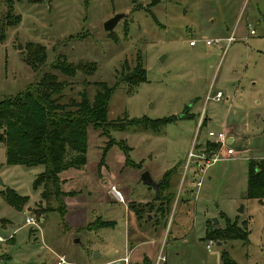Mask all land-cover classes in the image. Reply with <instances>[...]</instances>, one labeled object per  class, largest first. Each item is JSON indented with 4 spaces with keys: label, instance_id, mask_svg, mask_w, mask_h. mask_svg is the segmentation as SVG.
I'll return each instance as SVG.
<instances>
[{
    "label": "rangeland",
    "instance_id": "1",
    "mask_svg": "<svg viewBox=\"0 0 264 264\" xmlns=\"http://www.w3.org/2000/svg\"><path fill=\"white\" fill-rule=\"evenodd\" d=\"M117 13L127 15L106 31ZM0 38V100L49 72L66 85L54 96L61 104L93 101L99 82L115 86V129L90 126L86 165L61 172L58 186L35 188L44 165L7 164L0 132V264H149L133 253L139 241L152 264L161 254L159 264H223L224 252L264 263V199L245 196L249 160L264 159V0H0ZM218 90L222 100H212ZM171 116L157 130L132 122ZM210 131L234 136L238 156L205 173L194 161L186 168ZM175 166L163 200L159 185ZM146 170L158 190L141 179ZM8 190L29 199L18 208ZM99 218L115 224L88 229ZM231 226L248 239L228 240ZM216 230L222 241L209 237Z\"/></svg>",
    "mask_w": 264,
    "mask_h": 264
},
{
    "label": "trees",
    "instance_id": "2",
    "mask_svg": "<svg viewBox=\"0 0 264 264\" xmlns=\"http://www.w3.org/2000/svg\"><path fill=\"white\" fill-rule=\"evenodd\" d=\"M157 2V1H156ZM1 39V38H0ZM3 37L1 40H4ZM45 61L46 54L42 57ZM33 68L34 62H29ZM56 68L62 72L73 74L75 68L68 63H60ZM93 71L95 68L89 69ZM54 73H47L40 80L33 82L25 91L0 100V132L6 141V162L9 165H44V171L35 180V188L40 184L58 186L59 174L71 168L81 169L87 163L89 127L103 128L108 132L115 129L109 120L108 104L115 91V86L99 82V89L92 101L87 96L80 102L61 104L55 95L61 93L62 85ZM186 116V114L184 115ZM176 117H164L157 120L149 118H133L134 124L144 125V128L157 130ZM203 124V123H202ZM118 127H116L117 129ZM120 130V129H119ZM208 147H210L208 149ZM219 148V143L209 142L207 150ZM104 158V157H103ZM173 167L165 173L164 181L159 185L160 191L170 188V176ZM170 193V192H169ZM7 199L20 208L29 197L20 196L14 190H8ZM43 194L46 195L44 191ZM162 199H170V194H164ZM247 198L264 199V159L249 160ZM229 222V221H228ZM115 222H107L101 218L88 226V229L110 227ZM235 225V224H234ZM231 226L230 229H234ZM230 230L234 233L229 239H248V232ZM209 237H224L221 230L209 231ZM223 264H236L227 252L223 253ZM264 264V263H263Z\"/></svg>",
    "mask_w": 264,
    "mask_h": 264
},
{
    "label": "built area",
    "instance_id": "3",
    "mask_svg": "<svg viewBox=\"0 0 264 264\" xmlns=\"http://www.w3.org/2000/svg\"><path fill=\"white\" fill-rule=\"evenodd\" d=\"M254 32V31H253ZM234 37H230L228 41H232ZM220 40H212V39H206L207 45H212L214 43H218ZM197 43V40L190 41V45H195ZM224 94L222 91L216 92V94L213 96L216 100H221L223 98ZM209 140L215 143H219V148L216 151H208L205 148L198 149L194 146L189 153H188V161L186 164V168H189L191 165V162L194 161L195 169L196 171L205 173L206 170L214 165L217 164L222 159H229L234 158L238 156V152L235 148L231 147L232 141L229 140L226 132H215L210 131L208 133ZM233 140V139H232ZM197 185L200 186L202 184L201 180L196 181ZM196 182H193L196 185ZM112 192L115 193V195L120 198V200L123 199L120 191L113 186ZM26 225H36L39 227V224L36 222L35 218L33 216H28L26 219ZM6 238L0 234V242H4ZM213 242V241H212ZM211 245H208V248H210ZM60 264L66 263L65 259L63 257L60 258ZM166 258L162 254L158 257L157 264H159L161 261H165Z\"/></svg>",
    "mask_w": 264,
    "mask_h": 264
},
{
    "label": "water",
    "instance_id": "4",
    "mask_svg": "<svg viewBox=\"0 0 264 264\" xmlns=\"http://www.w3.org/2000/svg\"><path fill=\"white\" fill-rule=\"evenodd\" d=\"M127 14L126 13H117L115 14L113 17H111L110 19H108L105 24H104V28L106 31L108 32H112L114 31L115 27L117 26V24L121 21V19H123ZM163 60V57L161 58ZM0 137H1V134H0ZM141 179L147 183L148 185H152L154 187H157L158 188V183H156L150 172L148 170L144 171L142 173V176H141ZM214 222H217L218 223V219L217 218H214ZM218 244H221V242H218Z\"/></svg>",
    "mask_w": 264,
    "mask_h": 264
},
{
    "label": "crops",
    "instance_id": "5",
    "mask_svg": "<svg viewBox=\"0 0 264 264\" xmlns=\"http://www.w3.org/2000/svg\"><path fill=\"white\" fill-rule=\"evenodd\" d=\"M229 38H230V37H229ZM196 45H197V43H196L195 45H191V46L195 47ZM212 45H213V44H212ZM218 91H221V90H218ZM218 91H217V92H218ZM215 94H216V93H215ZM215 94H214V95H215ZM223 94H224V93H223ZM214 95H213V96H214ZM213 96H212V100H215V101H221V100H222V99H221V100H216V99L213 98ZM224 132H225V131H224ZM226 132L229 133V132H231V131H230V130H228V131L226 130ZM227 133H226V134H227ZM227 136H228V138H229L230 141L233 142V141L235 140V137H234V136H229L228 134H227ZM207 139H208V138H207ZM207 139H206V140H207ZM232 139H233V140H232ZM204 141H205V140H204ZM214 165H215V164H214ZM150 174H151V173H150ZM151 176H152V175H151ZM152 178H153V177H152ZM153 180H154V179H153ZM154 181H155V180H154ZM155 182H156V181H155ZM156 183H158V182H156ZM192 183H193V182H192ZM192 183H191V185H193ZM155 188H157V187H155ZM191 189L194 190V195H195V197H197V196H198V192L195 190L196 187H195V188L192 187ZM157 190H158V188H157ZM123 198H124V197H123ZM5 221H6V220H4L3 222H5ZM10 237H13V236L10 235L9 238H10ZM146 243H147L146 241H145V242L139 241V242L136 244V247L133 249V253L140 252V253L142 254L141 256H144L143 259H146V258H147L148 261H149V264H152V258H151L152 256H151V254H150V249H145V248H144L143 250H139V248H140L143 244H146ZM133 253H132V254H133ZM125 256L129 257V253H128V254L126 253V254L124 255V257H125ZM131 256H132V255H131ZM124 257L119 258V260L125 262V258H124ZM129 259H130V257H129ZM128 263H129V262H128ZM128 263H125V264H128Z\"/></svg>",
    "mask_w": 264,
    "mask_h": 264
}]
</instances>
